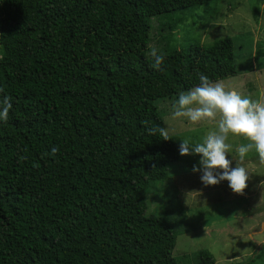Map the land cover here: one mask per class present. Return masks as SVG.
<instances>
[{
	"label": "trees",
	"instance_id": "obj_1",
	"mask_svg": "<svg viewBox=\"0 0 264 264\" xmlns=\"http://www.w3.org/2000/svg\"><path fill=\"white\" fill-rule=\"evenodd\" d=\"M222 1L0 0V98L13 105L0 121V264L40 236L66 240L73 264H215L208 251L174 256L181 212L147 216L181 160L157 106L181 91L156 97L148 65L154 18L173 58L188 15ZM230 55L223 77L238 74Z\"/></svg>",
	"mask_w": 264,
	"mask_h": 264
},
{
	"label": "rangeland",
	"instance_id": "obj_2",
	"mask_svg": "<svg viewBox=\"0 0 264 264\" xmlns=\"http://www.w3.org/2000/svg\"><path fill=\"white\" fill-rule=\"evenodd\" d=\"M210 7L212 9L193 10L176 30L178 50L173 58L168 57L171 53L163 54L162 70L151 67L153 61L149 63L154 95L186 92L199 84L198 74L203 73L212 81H222L226 88L234 89L242 96L264 101V69L251 70L252 61H256L255 54L264 50V0H223ZM153 20L150 22L151 33L158 43L161 41L158 51L162 53L167 32L156 21L158 19ZM191 45L194 47L187 50ZM231 53L235 54L238 74L223 77L226 64L221 62L226 60L221 57L231 59ZM177 99L178 96L157 101L164 121L163 129L179 145L182 139L201 142L215 129L216 122L190 125L185 118H173V103ZM228 143L233 146L228 159L235 168L239 160L235 150L247 141L230 136ZM180 159L170 164V178L160 186L158 193L150 196L147 211V216L158 217L172 209L182 213L185 224L177 239L174 256L194 258L200 251H208L215 264H264V164L260 163L258 154L251 151L243 161L249 174L243 195L234 193L228 181L205 186L201 181L202 173L193 172L194 166L199 167L200 156L180 155ZM39 239L37 251L24 254L18 264L32 261L73 264L66 240L52 243L51 248L44 236Z\"/></svg>",
	"mask_w": 264,
	"mask_h": 264
},
{
	"label": "clouds",
	"instance_id": "obj_3",
	"mask_svg": "<svg viewBox=\"0 0 264 264\" xmlns=\"http://www.w3.org/2000/svg\"><path fill=\"white\" fill-rule=\"evenodd\" d=\"M149 54L153 59L151 67L162 70L165 56L156 48H151ZM198 76L199 84L186 92H180L173 103V118H185L190 125L215 121L216 127L201 142L191 143L190 139H182L180 155L201 157L199 167L194 166L193 172L202 173L201 181L205 186L228 181L234 193L243 195L249 180V174L243 166L247 154L255 151L260 163L264 164V101L242 96L238 91L226 88L222 81H212L203 73ZM12 107L11 97L0 98V121H8ZM155 131L149 129V134ZM160 133L164 140L169 139L166 129L161 128ZM230 136L247 141L235 150L239 157L238 161L233 157L237 161L235 168L231 167L228 159L233 147L228 143ZM58 152L59 149L54 147L51 155L55 156Z\"/></svg>",
	"mask_w": 264,
	"mask_h": 264
}]
</instances>
